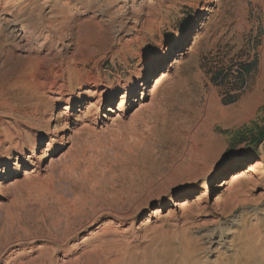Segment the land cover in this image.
<instances>
[{"label":"rangeland","instance_id":"rangeland-1","mask_svg":"<svg viewBox=\"0 0 264 264\" xmlns=\"http://www.w3.org/2000/svg\"><path fill=\"white\" fill-rule=\"evenodd\" d=\"M255 121L264 0H0V264H264Z\"/></svg>","mask_w":264,"mask_h":264},{"label":"trees","instance_id":"trees-1","mask_svg":"<svg viewBox=\"0 0 264 264\" xmlns=\"http://www.w3.org/2000/svg\"><path fill=\"white\" fill-rule=\"evenodd\" d=\"M256 66L257 62L240 63L236 71L229 67L218 69L214 73L212 82L228 90L227 99L224 101L226 105L234 104L239 99V95H233L231 92L245 88L247 77ZM227 136L230 150H236L242 145L258 146L264 143V124L261 125L257 121L251 122L235 132H228Z\"/></svg>","mask_w":264,"mask_h":264},{"label":"bare ground","instance_id":"bare-ground-1","mask_svg":"<svg viewBox=\"0 0 264 264\" xmlns=\"http://www.w3.org/2000/svg\"><path fill=\"white\" fill-rule=\"evenodd\" d=\"M28 31V30H27ZM181 46H182V43L181 42H178L177 44H176V46L173 48V49H175V50H178V49H181ZM179 57H181V56H179ZM180 62V60L178 59V60H176L175 62H174V64H178ZM165 73H162V78L161 79H163V78H165ZM91 96V95H90ZM144 107H145V105H144ZM141 109H143V107H141ZM243 110H244V108H243ZM89 111V110H88ZM73 140V139H72ZM72 140H71V138L70 139H67V142H70V143H72ZM33 172V171H32ZM1 176H3L2 174L0 175V177ZM25 176H27V173H25ZM245 176V174H236V176H233V181H236L237 179H240V178H242V177H244ZM186 207H188L186 204H182V205H180L179 206V208L180 209H185Z\"/></svg>","mask_w":264,"mask_h":264},{"label":"water","instance_id":"water-1","mask_svg":"<svg viewBox=\"0 0 264 264\" xmlns=\"http://www.w3.org/2000/svg\"><path fill=\"white\" fill-rule=\"evenodd\" d=\"M228 151H234V150H230V146H229Z\"/></svg>","mask_w":264,"mask_h":264}]
</instances>
